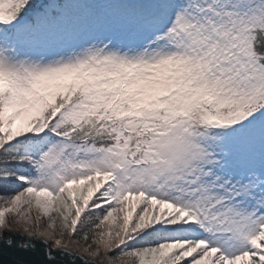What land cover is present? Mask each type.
I'll return each instance as SVG.
<instances>
[{"label": "snow or ice", "instance_id": "1", "mask_svg": "<svg viewBox=\"0 0 264 264\" xmlns=\"http://www.w3.org/2000/svg\"><path fill=\"white\" fill-rule=\"evenodd\" d=\"M264 264V0H0V264Z\"/></svg>", "mask_w": 264, "mask_h": 264}, {"label": "water", "instance_id": "2", "mask_svg": "<svg viewBox=\"0 0 264 264\" xmlns=\"http://www.w3.org/2000/svg\"><path fill=\"white\" fill-rule=\"evenodd\" d=\"M75 264H83V261H82V260H79V259H77V260H76V262H75Z\"/></svg>", "mask_w": 264, "mask_h": 264}]
</instances>
